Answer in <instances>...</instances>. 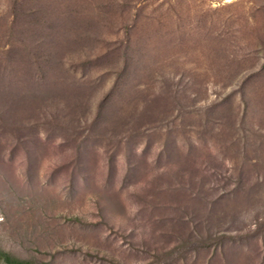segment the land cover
<instances>
[{"label": "rangeland", "instance_id": "1", "mask_svg": "<svg viewBox=\"0 0 264 264\" xmlns=\"http://www.w3.org/2000/svg\"><path fill=\"white\" fill-rule=\"evenodd\" d=\"M264 264V0H0V264Z\"/></svg>", "mask_w": 264, "mask_h": 264}, {"label": "trees", "instance_id": "2", "mask_svg": "<svg viewBox=\"0 0 264 264\" xmlns=\"http://www.w3.org/2000/svg\"><path fill=\"white\" fill-rule=\"evenodd\" d=\"M14 264H25V263H23L21 261H15Z\"/></svg>", "mask_w": 264, "mask_h": 264}, {"label": "bare ground", "instance_id": "3", "mask_svg": "<svg viewBox=\"0 0 264 264\" xmlns=\"http://www.w3.org/2000/svg\"><path fill=\"white\" fill-rule=\"evenodd\" d=\"M228 1H233V0H228Z\"/></svg>", "mask_w": 264, "mask_h": 264}]
</instances>
